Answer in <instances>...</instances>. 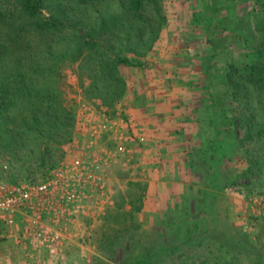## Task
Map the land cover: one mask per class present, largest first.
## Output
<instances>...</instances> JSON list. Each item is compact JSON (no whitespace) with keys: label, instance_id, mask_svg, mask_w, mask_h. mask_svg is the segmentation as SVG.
I'll return each mask as SVG.
<instances>
[{"label":"trees","instance_id":"16d2710c","mask_svg":"<svg viewBox=\"0 0 264 264\" xmlns=\"http://www.w3.org/2000/svg\"><path fill=\"white\" fill-rule=\"evenodd\" d=\"M187 12V29L179 35L192 45L196 69L187 66L182 75L153 61L167 23L162 0H0V180H43L44 169L58 163L52 166L49 158L57 153L61 159V147L72 141L76 119L62 89L66 69H74L86 101L112 112L128 93L124 67L154 68L168 84L197 91V142L186 159L200 183V202L213 208L225 187L264 177V0H192ZM182 59L178 66L190 62ZM144 103L137 96L132 104L145 109ZM238 166L240 172L232 171ZM165 219L155 232L142 229L138 250L119 246L124 264H172V243L179 235L184 244L192 225L170 213ZM263 234L235 236L217 249L209 243L208 257L195 261L241 264L253 258L251 264H261ZM103 242L116 251L115 241ZM176 258L194 262L185 253Z\"/></svg>","mask_w":264,"mask_h":264},{"label":"rangeland","instance_id":"374dc122","mask_svg":"<svg viewBox=\"0 0 264 264\" xmlns=\"http://www.w3.org/2000/svg\"><path fill=\"white\" fill-rule=\"evenodd\" d=\"M162 1L167 23L154 48L153 61L163 68L162 71L175 68L178 74L183 75L188 72L187 66L196 69L195 59L191 55L193 47L179 35L182 30L187 29L186 13H188L187 10H190L192 0ZM183 57L188 58L190 62L186 65L180 63L181 66H178L177 62H182ZM192 62H194V66H192ZM73 70L68 68L63 72L65 86L63 85L62 89L65 101L75 115L73 139L78 143L68 146L71 141L63 145L61 159L59 154L55 153L53 157L49 158L51 165L59 163L67 156L68 151L78 150L82 147L83 140L80 137L83 133L87 134V129L80 130L81 127L87 128V123L83 124V120H101L124 115L134 124L133 131L137 129L135 125L145 129L146 141L139 153V158L143 162L136 160V156V158L127 161L124 156V167L116 165L106 175L103 195L100 194L101 202H92L84 212L86 218L92 220L91 235L84 238L86 249L83 250L85 254L78 261L69 259L67 264H124L125 254H122L120 258V251L124 247L130 246L135 249L139 248L142 229H147V234L155 232L158 230L155 227L156 222L166 220L165 215L169 213L177 220L184 217V220H189L192 225L188 240L184 244H178L179 235L174 240L175 243H172L173 252L170 256L172 264H180L176 256L181 253L194 259L193 263L189 262L188 264H198L199 261H195L198 255L202 254L208 257L209 243H211L210 248L217 249L216 245L232 241L235 236L242 235L253 240L259 231L264 232V219L258 216V210L263 207V204L251 202L253 196L264 195L263 176L256 177L249 182L241 180L238 185L225 187L222 195L213 203V208H208L209 202H200L199 200L200 196L197 190L200 183L195 174L187 167L188 160L186 159L187 153L190 152L194 155L191 148L197 142V124L194 123L193 111V108L200 106L197 91H187L184 86L168 84L163 80V72H156L154 68L140 72L134 68L124 67L121 72L126 80L128 93L111 112L99 101L90 103L84 99L82 89L78 87V77ZM164 76L166 77V75ZM137 96L145 98L147 108L143 109L132 104ZM102 112L106 114L103 115ZM127 130L130 132L129 129ZM38 152L36 151V153ZM138 163L140 164L135 169V165ZM49 167L51 166L47 168ZM143 168L145 171L140 173ZM50 169L44 170L49 172ZM241 169L242 167L238 166L232 171L237 173ZM123 172V176L119 175ZM142 175L151 180L148 189L147 185L142 189L134 182H132L133 186L129 185V182L127 183L129 178H139ZM122 180H124V190L119 189L122 186L120 184ZM243 184L249 188L245 189ZM103 196L109 198L110 202H107ZM202 207L206 208L209 213H205ZM254 219L259 220V223ZM177 223L178 221L175 222V224ZM257 223L258 226L254 227ZM128 228H130L129 231ZM182 230L184 229L175 231L181 232ZM175 231L172 235L176 233ZM202 233L206 234L202 235ZM103 234H107L108 237L103 238ZM262 238L264 242V234ZM88 240L90 244H88ZM102 240L103 243L115 241L113 246L116 251L111 254L108 248L103 247V244L100 243ZM101 245L102 248H100ZM120 245L124 247L120 248ZM252 254L251 257H255ZM252 259H246L240 263L251 264Z\"/></svg>","mask_w":264,"mask_h":264},{"label":"built area","instance_id":"2783aa9c","mask_svg":"<svg viewBox=\"0 0 264 264\" xmlns=\"http://www.w3.org/2000/svg\"><path fill=\"white\" fill-rule=\"evenodd\" d=\"M83 124L87 128L80 130L87 129V134L80 137L82 147L68 151L43 180L16 185L0 180V231L6 229L7 235H13L21 226L18 242H30L39 252L47 253V259L38 258L40 264H57L63 259V243L75 233L73 223L79 217L86 218L84 212L92 202H101L110 169L124 167V156L127 161L136 156L143 162L139 153L146 141L145 129L135 125L133 131L134 124L128 117L89 119ZM71 143L68 146L78 141L73 139ZM105 200L110 202L109 198ZM252 201L263 204L258 216L264 219V195L253 196ZM84 231L89 233L88 229ZM75 238L82 241L85 235L77 234Z\"/></svg>","mask_w":264,"mask_h":264},{"label":"crops","instance_id":"0c3cea01","mask_svg":"<svg viewBox=\"0 0 264 264\" xmlns=\"http://www.w3.org/2000/svg\"><path fill=\"white\" fill-rule=\"evenodd\" d=\"M119 175L123 176L124 172ZM128 182L131 186H133L132 182L137 184V186L140 185L146 187L147 185V189L151 184V180H149L144 175L139 178H129L127 180V183ZM120 184L122 186H120L119 189L124 190V180H122ZM91 223L92 220L84 217H79L78 219H76V221L72 225L73 232L75 233L72 232L74 235L67 237V241L63 243V259L59 260L57 264H67L69 259L72 261L77 259L78 261L79 258H82V256H84L85 251L83 249H86L84 246L85 242L84 240L77 241L75 235L83 234L85 235V238H88V236L91 235ZM87 229L89 230V233H86L87 231H84ZM20 232L21 226H18L15 229L13 235H7L6 229L0 231V264H40L38 258H40V260H45L48 258L47 253H45L44 251L39 252L32 246L30 242H18ZM88 244H90L89 240Z\"/></svg>","mask_w":264,"mask_h":264}]
</instances>
